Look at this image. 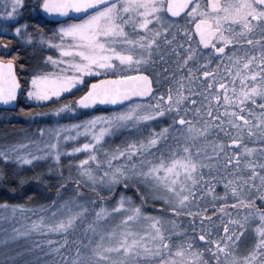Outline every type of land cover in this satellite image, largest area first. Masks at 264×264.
Segmentation results:
<instances>
[{
	"label": "snow or ice",
	"instance_id": "6c2138e0",
	"mask_svg": "<svg viewBox=\"0 0 264 264\" xmlns=\"http://www.w3.org/2000/svg\"><path fill=\"white\" fill-rule=\"evenodd\" d=\"M45 49L59 55L41 58ZM33 61L29 100L86 88L49 112L118 110L0 142L9 191L57 181L50 201L0 203L15 223L0 229L6 251L41 237L39 257L23 260L31 250L20 249L0 264H264V0H3L0 105L15 107L16 66ZM77 153L84 158L68 159L65 175L62 159ZM40 161L46 170L27 174ZM209 196L231 199L236 216L219 204L229 219L214 224L200 206Z\"/></svg>",
	"mask_w": 264,
	"mask_h": 264
},
{
	"label": "trees",
	"instance_id": "16d2710c",
	"mask_svg": "<svg viewBox=\"0 0 264 264\" xmlns=\"http://www.w3.org/2000/svg\"><path fill=\"white\" fill-rule=\"evenodd\" d=\"M43 54H40V57L42 58ZM35 66V61H33L31 64H28L24 70H21L19 67V64H17V74L20 79V82L22 84V93L18 98V103L15 109H0V142L3 141H17V140H22L23 136L22 132L25 130V128L28 125V119L20 112V109L23 107L25 109H32L37 112H45L51 109V107L55 106V104L63 103L67 101L68 99H71L73 97L79 96L83 93V91L86 88H81L78 91H74L71 93V95H64L62 100H57V99H52L50 102H36L34 100L29 101L27 99H24V94L27 91V80L30 79V76L32 74L31 69L32 67ZM163 68L164 65H161ZM90 81V80H89ZM88 81V82H89ZM198 101L201 99L200 97H195ZM190 107V105H189ZM81 113L83 115L90 114L93 112H103V109H98L95 111H85L81 108ZM116 110V109H112ZM8 113L9 115L5 116V113ZM165 123H171L170 118H165ZM23 129V131H22ZM28 136H31L27 134ZM122 137H117L115 140H111L110 143L113 145L115 143H119ZM251 146V144L249 145ZM260 157H254V159H259ZM2 163V162H0ZM68 164V163H67ZM67 164L65 165L64 172L65 175H67ZM64 165V164H63ZM48 163H45L44 165L37 164V166L34 169H27V174H31L32 171H41V170H46L48 167ZM9 168L12 166L9 165ZM259 171V169H258ZM46 179L50 180V187H45L44 185H39L40 188V193H35V188L37 185L35 182H33L30 185H26L25 189L26 191H23L22 194H14L11 191L8 190V187H6L3 183H0V203H2L4 200H7L9 204L13 203H23L28 205L29 207H32L36 204L44 203L45 202V197L48 201H50L53 197L56 195V187H57V181L55 179V174L52 176H47L45 177ZM257 182L258 178H257ZM85 193L90 194V190L88 188H83L82 189ZM215 192L217 193V196H221L224 193V186L223 184H217L215 185L214 188ZM20 191V190H18ZM32 195V199H27L28 195ZM215 204V207L213 206ZM219 204H226L227 205V211L231 213L233 217L236 216L237 210L231 207L232 201L231 199L224 200V199H218L217 201L213 202L211 197L209 196L207 199V202H201V208L206 209L207 213L213 217V223L215 224L216 222H219L221 218H223V223H227L229 217L226 215H223L222 213H219L216 211V208L219 207ZM151 211V208L148 209ZM195 210V209H194ZM11 215V210L5 211L4 209L0 208V216H3V219H0V229H10L12 227H15V223L13 220L9 219ZM16 220H19V213H17V216L15 218ZM190 219L185 220L184 223L188 224L190 223ZM196 224L197 226L200 225V219H196ZM218 231L220 233L223 232V224L218 225ZM3 231H0V239H3ZM252 232L249 231V234L247 237H245V240L247 243H252ZM46 239H56L57 237L55 236H47L45 237ZM41 242V237L38 235H31L29 237H21L16 241L9 242L6 246L7 251L5 250V245L0 244V257H3L4 255L11 254L12 252L20 251V249H29L31 251L27 252L22 259L23 260H31L33 257H39V249H33L34 244H40ZM41 248L45 252H47V246L46 245H41ZM44 259L43 257H40V264H44Z\"/></svg>",
	"mask_w": 264,
	"mask_h": 264
},
{
	"label": "rangeland",
	"instance_id": "374dc122",
	"mask_svg": "<svg viewBox=\"0 0 264 264\" xmlns=\"http://www.w3.org/2000/svg\"><path fill=\"white\" fill-rule=\"evenodd\" d=\"M0 10H3V0H0ZM40 54H43V55H47V54L59 55V53H57L55 51V49L51 50V52H49L47 49H45ZM26 93H27V91H26ZM26 93L24 94L23 98L29 100L27 98ZM52 99H56V98H52ZM29 101H32V100H29ZM59 104H55V106L51 107V109L57 107ZM116 110H118V108H116ZM111 111H114V110H109V109L103 110V112H111ZM45 112H48L49 114L47 116H43V117H36V118L28 119V125L25 128V130L22 132L21 136L24 137L27 134L31 135L32 131H30V129L31 130L36 129L37 125L50 126V125H58V124L67 125V124H72V123H78L81 120H85L87 118H90L91 116L98 115L101 113V112H93L90 114L83 115L79 108L77 109V112H75V113L62 112L59 115L53 114V113L49 112V110L45 111ZM74 134L75 133H73V135ZM77 140L79 141V143L84 142L83 137H78ZM67 144L69 147H71V146H73L74 142L69 141V142H67ZM72 158H74L75 160L83 159L84 154L83 153H77L74 155V157L70 156V157L64 158V159H62V164L66 165L68 163V159H72ZM41 163H42V165H44L46 162L40 161L37 164L41 165Z\"/></svg>",
	"mask_w": 264,
	"mask_h": 264
},
{
	"label": "water",
	"instance_id": "95a60500",
	"mask_svg": "<svg viewBox=\"0 0 264 264\" xmlns=\"http://www.w3.org/2000/svg\"><path fill=\"white\" fill-rule=\"evenodd\" d=\"M73 16H75V14H73ZM51 19H54V20H59L60 18L58 17H51ZM99 79H102L103 77H98ZM91 82V80L89 81V83ZM86 90V89H85ZM22 93V84H21V87L20 89H18V97H17V102L15 103V107H12V106H3V105H0V109H15L16 106H17V103H18V98L19 96L21 95ZM118 108V106H115V105H106V104H96V105H93L91 108H88V109H84V108H81L85 111H95V110H98V109H109V110H112V109H116Z\"/></svg>",
	"mask_w": 264,
	"mask_h": 264
},
{
	"label": "flooded vegetation",
	"instance_id": "af4514ba",
	"mask_svg": "<svg viewBox=\"0 0 264 264\" xmlns=\"http://www.w3.org/2000/svg\"><path fill=\"white\" fill-rule=\"evenodd\" d=\"M178 23H180V24H183L184 23V20L183 19H181V20H179L178 21ZM201 63H203V60L201 59V61H200ZM194 66V65H193Z\"/></svg>",
	"mask_w": 264,
	"mask_h": 264
}]
</instances>
